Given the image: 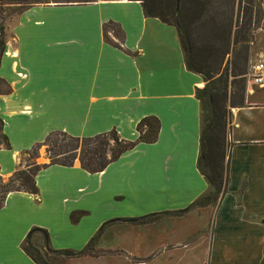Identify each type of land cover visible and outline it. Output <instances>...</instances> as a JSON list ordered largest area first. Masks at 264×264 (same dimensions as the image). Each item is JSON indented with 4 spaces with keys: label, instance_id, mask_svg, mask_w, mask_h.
Instances as JSON below:
<instances>
[{
    "label": "crops",
    "instance_id": "crops-1",
    "mask_svg": "<svg viewBox=\"0 0 264 264\" xmlns=\"http://www.w3.org/2000/svg\"><path fill=\"white\" fill-rule=\"evenodd\" d=\"M39 11L47 13V21L24 27L18 21L15 29L10 92L0 101L2 131L9 143L0 148V176L16 170L19 151L53 131L87 137L114 129L134 141L141 118L155 116L160 126L153 143H137L101 172L88 173L77 161L54 164L37 173V195L8 193L0 207V264H36L22 249L34 227L47 231L53 249L79 251L110 217L131 220L181 210L210 189L197 169L201 109L195 89L204 82L186 69L176 28L145 16L137 0L28 8L21 15ZM65 13L73 14L71 21L63 18ZM109 21L122 32L118 44L104 39L102 27ZM261 32L264 16L256 35ZM263 50L264 40L256 38L249 61ZM230 111L223 196L214 206L144 223L155 226L148 234L106 235L99 244L120 250L121 264H147L155 258L188 264L186 259L194 256V264H264V90L245 91L244 104ZM52 173L57 175L54 184ZM43 185L47 194L41 197ZM42 208L44 220L37 217ZM76 211L85 214L73 223L70 215ZM190 222L194 226L185 237L176 238L174 230ZM50 224L59 226L52 230ZM55 236L65 240L64 246L52 244ZM40 242L35 238L38 248ZM130 256L147 259L133 263ZM113 259L104 260L114 264ZM89 260L49 257L51 264H91Z\"/></svg>",
    "mask_w": 264,
    "mask_h": 264
},
{
    "label": "trees",
    "instance_id": "trees-1",
    "mask_svg": "<svg viewBox=\"0 0 264 264\" xmlns=\"http://www.w3.org/2000/svg\"><path fill=\"white\" fill-rule=\"evenodd\" d=\"M95 1L98 0H0V4H17L21 7L20 12H23L36 3ZM137 1L145 16L158 18L161 22L176 28L186 69L198 74L204 82L202 88L195 89V97L201 109L197 169L210 187L208 192L184 209L152 213L131 219L132 222L147 223L162 215L181 216L193 208L214 206L225 193L230 110L244 104L250 48L254 43V32L261 27L264 0H237L235 14L233 13L235 0H224L223 9H217L211 15L208 13H211L213 0H165L171 20L147 8L145 3L148 0ZM197 25L201 27L199 42L194 35ZM109 26L117 27L112 21L105 23L102 27L103 33L111 29L107 28ZM120 33L122 34L121 30ZM120 39L121 35L118 36V40ZM0 44L2 45L1 42ZM159 126V120L155 116L141 118L136 124L138 135L134 141L121 138L114 129L87 137L73 136L63 131L50 132L42 142L35 143L26 151L31 161H27L22 168L15 170L6 180L0 176V207L6 195L13 191L37 195L35 177L41 169L54 164L72 166L74 161L78 160L80 167L85 171L101 172L137 143H153L157 139ZM0 137L4 139V145L8 148L7 137L2 133L1 118ZM42 145L45 146L46 156L49 159L47 163L33 161ZM83 214H85L83 211L71 213V222H76ZM105 224L101 225L79 251L51 248L47 231L39 227H34L27 234L22 242V249L36 264H51L49 255L61 258L94 255L90 252L91 247L100 237ZM35 231L43 236L44 252L31 242L32 233Z\"/></svg>",
    "mask_w": 264,
    "mask_h": 264
},
{
    "label": "rangeland",
    "instance_id": "rangeland-1",
    "mask_svg": "<svg viewBox=\"0 0 264 264\" xmlns=\"http://www.w3.org/2000/svg\"><path fill=\"white\" fill-rule=\"evenodd\" d=\"M98 1H101V0H98ZM98 1H95V2H98ZM223 1L224 0H213L212 4H214V5L211 8V13H208V15L214 14L217 9H223V4H222ZM70 3H71L70 5H68L69 3H55V2L36 3V4H33L32 6H30L28 8H30V9L31 8L32 9L71 8V9H73V8H77V7H82V5L83 6H89V4H92L94 2H89V3L82 4V5H79L81 3H77V2H70ZM55 4H57V5H55ZM145 4H146L147 8L151 9V11L159 13L160 15L165 16L168 19L171 18L170 17V11L165 6V0H154V1L148 0V1H146ZM224 6H225V4H224ZM262 6H263V4H262ZM20 9H21V7L17 4H0V31H1L0 32V42L2 43V45L0 44L1 45L0 49L2 50V51L0 50V101L3 98V96H8V94L10 92V81H9L10 80L9 76H10V72H11L10 57H12V55H13L12 52L16 53V49H15L16 47L15 46L17 44L15 41V29H16V25H17L18 21L24 27L26 25L30 26V24L31 23L33 24V22L35 20H46V18H47L46 12L39 11V12H31L28 14L23 13L21 15ZM236 9H237V0H235L234 4H233V13L234 14L236 13ZM72 15L73 14H71V13H65V14H63V18L67 22H69V21H71ZM107 28H111V29H109V31H108L109 33L108 32L103 33V35L105 34L104 39L107 42L118 44L119 40L117 38H118V36L121 35L119 28L116 26H109ZM102 32H103V30H102ZM256 32L257 31L254 32V44L256 42V38H257V40H259L262 43L264 40V32H261L258 36L256 35ZM20 33H21V30H20ZM194 35L196 36V39L199 42V37L201 38V27H200V25L195 26ZM20 36H22V39H23V40H21V42L25 43V41H24L25 34H21ZM26 49L29 50L28 48L25 47L24 50H26ZM250 50H251V48H250ZM254 53H255V51L252 50V54H254ZM224 65H225V61H224ZM1 106L2 105L0 103V111H1ZM0 117H1V115H0ZM2 130H3V122H2ZM2 133L4 134L3 131H2ZM34 145L35 144L30 146L28 149L21 150L17 153V155H16V157H17L16 170L22 168L26 164L27 161L32 160V159L30 160L29 156L26 155V151L31 149ZM3 147H5L4 139L0 137V148H3ZM33 161H36L37 163H47L49 161V159L46 156L44 145L39 147L38 156L35 159H33ZM76 161L79 163L78 160H75L73 165L75 164ZM7 178L8 177H2L3 180H6ZM49 179H52L53 184H54L57 181V175L55 173H52L49 175ZM44 194H47V192H46V190H44V185H43V191L40 192L41 197H43ZM56 210L58 211L59 214H61V212L59 211L60 208L58 206H57ZM55 211L53 213L51 211L50 215L51 214L54 215ZM45 215H46V209H44V208H42V213H37V217H41V219H43V220H44ZM163 218H165V217H163ZM48 219L50 220V218H48ZM104 222L106 224L101 231L100 237L94 243V245H92L91 250H90V252L94 255L82 256V257H87V259L89 258L90 259L89 261H91V264L92 263L96 264L98 262H99V264H100V262L101 263L104 262L103 264H108L107 262L105 263V260H104L105 257H107V256L108 257L112 256L114 258L113 259V261H115L114 264H121V262L118 260L119 259L118 255H120L119 254L120 250H114V251L113 250H105V248L99 244V242L100 243L105 242L106 235H116V234L119 235L120 233L137 234V233H141V232L146 234L147 232H150L151 230L153 231L155 228V226L153 228L152 223L145 225L144 223L132 222L130 220V218L121 217V216L110 217V218L106 219ZM57 223H59V221H57ZM50 225H51L50 228H52V227L57 228L59 226L57 224H56V226H52V224H50ZM180 225H181V227H179L177 229V231L174 230L175 231L174 234H175L176 238L178 236V237H181V239H183L185 237V233L188 231L186 229L194 226V223L190 222V223H183ZM145 226H147V227H145ZM54 229L55 228H52V230H54ZM57 237L58 236H55V239ZM35 238H39L41 240L39 249L42 252H44L45 251V243L42 240L43 239L42 234L35 231L32 233V236H31V242L35 246L38 247V245H36L34 243ZM51 238H52V236H51ZM55 241H56L55 244L60 245V244H63L65 240L56 239V240H53L52 244H54ZM60 246H64V245H60ZM50 256H55V255H49L48 257H50ZM75 258H77V257H75ZM67 259H69V258H67ZM129 259H130L129 261L133 262V263H144L143 261H145L147 258L144 259V258H139L137 256H130ZM193 260H194V262H196L197 257L194 256L193 259H188V260L186 259V263L194 264ZM161 263L165 264L166 263L165 259L159 260V259L155 258L152 261L147 262V264H161ZM70 264H80V262L79 263L78 262H72ZM81 264H85V263H81Z\"/></svg>",
    "mask_w": 264,
    "mask_h": 264
},
{
    "label": "built area",
    "instance_id": "built-area-1",
    "mask_svg": "<svg viewBox=\"0 0 264 264\" xmlns=\"http://www.w3.org/2000/svg\"><path fill=\"white\" fill-rule=\"evenodd\" d=\"M18 76L24 77L25 74L18 73ZM246 78V91L255 87L264 90V50L260 52L256 60L249 62Z\"/></svg>",
    "mask_w": 264,
    "mask_h": 264
}]
</instances>
